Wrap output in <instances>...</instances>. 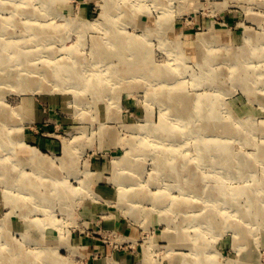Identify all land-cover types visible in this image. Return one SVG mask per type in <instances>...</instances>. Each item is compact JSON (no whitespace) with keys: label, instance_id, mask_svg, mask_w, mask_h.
<instances>
[{"label":"rangeland","instance_id":"rangeland-1","mask_svg":"<svg viewBox=\"0 0 264 264\" xmlns=\"http://www.w3.org/2000/svg\"><path fill=\"white\" fill-rule=\"evenodd\" d=\"M161 1L16 0L0 5L1 27L21 19L46 28L41 43L35 41L34 26L32 36L21 27L14 30L18 36L28 34L36 51L43 45L60 59L72 50L90 66L99 47L115 51L109 30L119 33L122 42L131 38L134 48L127 61L112 52L114 66L128 63L130 68L115 73L111 92L98 100L83 91L84 100L78 102L70 79L34 89L30 81L35 76L29 73L40 64L26 70L19 66L20 88L3 81L0 67V104L5 105L0 110V264H264V196L259 192L264 188V0ZM20 4L30 6L36 18L19 15ZM1 56L7 58L5 49ZM235 58L249 70L237 85L219 70L226 62L231 64L228 75L236 73ZM156 66L166 73L156 77ZM104 67L99 63L90 72L109 70ZM217 71L222 74L213 75ZM178 80L191 96L215 99L213 112L226 123H217L214 132L198 131L196 123H188L195 117L182 122L171 110L169 115L172 102L157 96ZM243 119L250 125L242 129L236 122ZM165 120L185 125L184 134L173 127L185 136L157 133ZM232 123L238 128L233 133L225 128ZM204 141L222 154L200 168L204 179L195 191L239 190L235 205L254 215L247 217L254 232L245 228L246 239L236 207L221 203L238 226L219 224L202 231L195 215L213 203L185 193L168 175L153 180L158 150L178 149L195 161ZM230 154L254 160L251 169L229 168L223 157ZM118 160L122 168L115 167ZM132 166H141L138 191L129 183L127 167ZM213 170L223 180L209 177ZM142 191L158 199H125L138 198ZM252 191L256 194L249 195ZM253 196L259 209L247 201ZM195 238L204 241L199 245Z\"/></svg>","mask_w":264,"mask_h":264},{"label":"bare ground","instance_id":"bare-ground-1","mask_svg":"<svg viewBox=\"0 0 264 264\" xmlns=\"http://www.w3.org/2000/svg\"><path fill=\"white\" fill-rule=\"evenodd\" d=\"M25 1H28V0H25ZM15 2L16 0H11V2L2 3V0H0V5L4 6L2 4H7V3L15 4ZM161 3H163L162 5H165L164 0H162ZM4 8L6 7H3V9ZM16 8H17V12L19 13V15L23 16L24 18L26 17L30 19L36 18V15L33 17V12L31 11L30 6H28V9H26V6L24 4H20V5H16ZM115 8H118V7L115 6ZM9 18H6V19L8 20ZM15 21L17 24L13 27L5 25V23L9 22V20L3 22L2 27L0 26V39L2 41V43H0V51L2 53L3 49H5V53L7 55V58H5L4 56L0 57V63L2 64L0 65V67L4 71L3 81H11L13 85L17 88L22 87V84H21L22 80L21 79L19 80V66H23V69L26 70L29 65L40 64L37 67H34L32 69V72L29 73L31 76H35L30 81L34 89L44 88L48 86L51 87L52 83L54 84L61 83L65 79H70V82L67 81V84L70 83L72 87H76L75 89H72V90L75 91V95L77 96L76 100L78 102L84 100V95L81 93L83 91L93 92L95 99L98 100V98L101 99L105 95L107 96L111 92L110 90H112V88L109 86V82L115 79L114 77L115 73L118 75H122L123 73L127 72L130 68L128 63H126L123 66L121 65L120 68H117L116 67L117 65L114 66V62L110 60L112 56V52H114L115 55L119 56V58L125 57L127 61V59L129 58L128 51L134 50V48H132L131 44L128 42L131 40V38H129L127 42H122L121 38L118 35L119 33H116L114 30L113 31L109 30L108 34L111 36L112 45L115 51L111 47H106L107 49L105 50H101V48L99 47L96 51L95 61H93L92 64L89 66V65H85V62L83 63L79 59L80 56H76L75 52L72 50L68 53L69 54L68 56H65L64 58H61V59L55 56L53 53L47 52L49 49L43 45H40L39 49L36 51L34 49L33 44L32 45L28 44V40H31V41L33 40L31 37H29L33 35V26L35 27V32H36L35 41L38 43H41L42 40L45 39L46 28L41 30L38 27H36L33 23L27 24L25 22H22L23 20L21 19H17ZM158 24L161 26H164L165 17L161 18ZM14 27L24 28L26 31L30 32V35L28 36L27 34L24 37L18 36V33L14 30ZM4 35L6 36L4 37ZM9 44L11 45L8 46ZM30 49H33V52H30ZM235 60L237 64L236 73H231L228 75L227 71L230 70L231 64L228 65L226 62H224V64L219 66L220 67L219 70L226 71V77L227 78L230 77L234 81L235 85H237L241 83V79H243V81L245 80L243 77L249 75L247 73V71L249 70L248 68H244V67H248V64L244 65L240 63L238 58H235ZM99 63L105 66L102 69H109V70L103 72L97 69V72L91 73L90 71H92L95 67H97ZM242 66H243V71L240 75V69L242 68ZM115 67L116 69H119V70L116 71ZM156 67L160 69V72L156 73V77H160L161 72L166 73L165 71L161 70V68L163 67H158V66ZM111 69H114V70H111ZM219 74L221 75L222 73L217 71L213 75L218 76ZM209 78L210 77H208L207 80ZM210 80L211 79H209V81ZM218 80H219V83H222L220 79ZM179 82L180 81L178 80L175 83V85H168L164 87L162 92L157 96L159 99L164 100L165 98V100L168 99L169 103L170 101L172 102V104H170V109L168 112L169 115L171 114V111H172V114L179 116L180 117L179 120L182 122H188L187 119H191L195 117L196 118L195 121H191L188 123H196L198 131L214 132L216 131L214 130V127L218 126L216 125L217 123H221L222 121L226 123V119L223 118L221 114H218V113L215 114V112H213L214 110L213 104L214 102H216L215 99H214V102H213V99H210L211 102H209L205 98V96H202V95L193 97L190 94L186 93L185 88L181 86ZM243 89L246 90V88L244 87ZM4 107H5L4 102H2L0 104V110L1 108H3L2 112L4 111ZM227 115L229 116V114ZM231 119L229 120V122L231 121ZM162 123L163 124H161L159 128H156L157 133L169 132L170 133L169 136L171 138H180L181 136L182 137L185 136V135L180 136L179 133L173 128V127H177V128L181 127L182 129L181 133L184 134L187 128L185 125L176 126L167 121L166 122L162 121ZM247 124H248V121L244 119L242 121H239V125L236 122V125L242 129H243L242 126H245ZM234 125L235 124L233 123L230 124L231 126L230 128L227 125H225V128L229 129L233 133L234 131H238V128L235 127ZM138 132H142V131H138ZM195 134H196V138L201 139L198 133L195 132ZM168 140L170 141L169 138ZM207 141L200 142V144L197 146L198 154L194 158L195 161L189 160L188 157H186L183 154H180L178 149H173L171 147L165 146L162 149L158 150L157 151L158 154L156 155V156H159L158 162H157L158 172L156 173V176L153 178V180H157V177H159L160 175H168L178 181L179 183L178 188L183 189L185 193L193 192V194H196L200 197H207V198H199V199H206L213 203V205L206 207V208H209L206 213L204 214L200 213V214L195 215V216H199L197 220L200 221V224H199L200 227L198 228H200L202 231L208 230L207 228H211V229L216 228L217 226H219V224L230 225L233 228L238 226L236 224V221L233 219V217L229 216L230 214L225 210V207H223L221 203H224L227 205L229 204L232 207H236L238 213L241 215V217H243V221L245 222L244 224L245 227L243 226V239H246V235L248 232L247 230L254 232L252 230V226L250 225L251 222H248L247 217H253L254 215L248 214L247 212H245L244 210L240 209L238 206L235 205V203L237 202V196L239 195V190L232 189L231 191L227 192L224 189L222 190L223 192H217L216 188H210L208 190L203 189V191H198V190L195 191L197 187V183L201 182L204 179L203 172L200 168H202V166H205V165H210L212 163L214 164L216 161H218L215 159L220 157V155L222 154V152L215 154L214 146L210 145V143H208ZM159 147H162V146H159ZM135 149H137L136 146H135ZM132 150L134 149L132 148ZM262 153L263 155L261 156H262V161L264 163V151ZM223 159L225 160L224 162L231 169L243 167V173L247 167L251 169V165L254 162V160L248 161L246 158L241 157L240 155H237V154L236 155L230 154L229 156L227 155V157H223ZM121 161L122 160H118L115 163V167L122 168L120 166ZM124 162L126 164L125 159H124ZM195 164L197 166H195ZM0 167H1V163H0ZM127 168L131 169L132 176L131 177L125 176V177H122L121 179L126 180L127 177L131 178V182L129 183L130 185H132L134 189L133 191H135L137 190V187L139 185L137 183L138 181L137 176L138 174L141 173V166L140 168L134 167V166L127 167ZM226 171L228 170L226 169ZM210 172L212 173V175L209 177H212V178L217 177L223 180L222 176L220 177L218 176L219 174L218 171L213 170ZM189 175L191 177L188 180L187 177ZM193 183L194 184L196 183V186H193L192 185ZM125 185H128V183ZM259 192L260 194L264 196V188L260 189ZM148 193L149 192L142 191L141 194L138 195V198L129 197L125 199L127 201H132V202L141 201L143 198H157L158 199V197L156 196V193H153V194H148ZM161 193L164 195V192H161ZM253 194H256V192L252 191L251 193H249V195H253ZM164 196L166 198L168 197L166 194ZM256 198L257 197L253 196L251 198H247V201L259 209L260 204ZM183 200H187V198H183ZM183 207L185 209V206ZM233 213L235 212L233 211ZM189 220L190 219H184V222H188ZM232 221L234 222V224ZM183 224L181 226H183ZM246 224L250 225V229L246 227ZM191 226L195 227L194 224H191ZM194 241L195 242L199 241L197 243L200 245L204 241V238L202 240L199 238H195ZM23 260H25V258H23ZM31 263L33 262L30 261V264ZM202 264H211V263L202 262ZM212 264H216V263H212Z\"/></svg>","mask_w":264,"mask_h":264}]
</instances>
